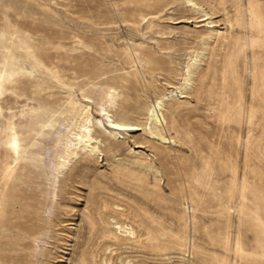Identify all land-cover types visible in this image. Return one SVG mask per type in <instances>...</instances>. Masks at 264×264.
<instances>
[{
  "label": "rangeland",
  "instance_id": "374dc122",
  "mask_svg": "<svg viewBox=\"0 0 264 264\" xmlns=\"http://www.w3.org/2000/svg\"><path fill=\"white\" fill-rule=\"evenodd\" d=\"M136 1L0 0V218L43 224L36 108L89 94L105 123L60 176L39 252L0 222V264H264V0ZM129 80L109 114L141 129L117 139L95 82Z\"/></svg>",
  "mask_w": 264,
  "mask_h": 264
},
{
  "label": "bare ground",
  "instance_id": "6f19581e",
  "mask_svg": "<svg viewBox=\"0 0 264 264\" xmlns=\"http://www.w3.org/2000/svg\"><path fill=\"white\" fill-rule=\"evenodd\" d=\"M186 1L190 6H198V3L194 0ZM169 4V1L165 2V0H156L153 4L147 6L153 7L154 9L152 8L153 10L151 9V11H156L158 13L162 10L164 11V8ZM143 11L146 16L153 13L147 12V10L146 12L145 10ZM137 22L138 21H136V23ZM133 58L134 62L137 60H140L141 62V59L136 55ZM147 58L150 59L151 57L148 56ZM130 82L131 84L127 87L121 86L114 81L95 82L100 112L107 118L109 126L106 127L111 131L110 135L117 139L123 138L125 132L141 129L138 124H134L129 120L123 118H119L117 120L112 119V116L109 114L110 109L113 108L118 102V98L121 94V92H119L120 88H123V91L127 93V95H132L131 90H135L137 88V85L134 82ZM89 98H91L89 94L84 95V100L71 97L68 106L59 109H51L47 106H41L40 108H36L34 110V113L30 118L29 126H32V132L34 135L42 136V139L39 140V142H34L32 141V137H28L30 139L28 144L34 142L33 145L37 147L36 150H33L30 153L35 154L33 159L41 164L42 170L44 174H46L48 181V189L45 192L46 202L44 203L41 210L42 213H44L42 218L43 224L40 225L38 232H36L31 231L30 227H27L25 223L20 220L11 221L13 218H17L19 216L26 217L29 221L31 220L29 216H24V214H20L18 211L13 212L12 214L7 213V219L2 217L0 218V222L13 224V226L18 227L21 231H25L26 233L33 235L38 234L34 237L35 252H39L40 245L38 244V240L41 238L40 235H47L48 225L54 224L53 219L47 217V214H51V210L54 208L55 198L58 195L57 191L60 176L65 173V171L70 167L72 162L77 159L81 152L88 151L96 155L95 153L99 147L98 135H95L94 128L97 129L99 128L97 126L102 124L105 125V123L100 117L95 119V116L91 111V103L88 100ZM124 108H134V105L130 104L129 106H124ZM161 110H163L162 99L157 100L153 105H151V108L149 109L150 119L152 122H155L156 125L157 123L162 122ZM13 117L14 115L12 118ZM152 122L150 124H152ZM13 130L14 123H12L11 120L8 121L7 127L2 130V133H5V138L8 140L10 149H14L18 146L16 143L17 138L13 133ZM101 132L102 130L100 129L96 131L97 134ZM162 138L166 139L164 136H162ZM27 156H29V154ZM10 196L14 201L17 199L16 196ZM23 198L29 199V197L26 196ZM127 233H129V235L134 234L133 231H128ZM33 256L35 257V255H32V257ZM30 262L36 263L37 261L34 260Z\"/></svg>",
  "mask_w": 264,
  "mask_h": 264
}]
</instances>
